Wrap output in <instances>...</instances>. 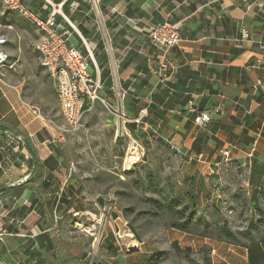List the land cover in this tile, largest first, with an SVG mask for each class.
Instances as JSON below:
<instances>
[{
	"label": "crops",
	"instance_id": "0c3cea01",
	"mask_svg": "<svg viewBox=\"0 0 264 264\" xmlns=\"http://www.w3.org/2000/svg\"><path fill=\"white\" fill-rule=\"evenodd\" d=\"M21 3L39 19L53 14L68 32L69 44L92 56L89 72L103 88L125 92L130 120L125 133L108 118L117 136L132 139L143 130L147 138H163L185 151L194 143L198 154L193 159L202 168L236 163L264 174V50L259 48L264 45V0ZM163 23L179 26L180 42L170 51L169 70L160 80L154 74L158 51L148 33ZM5 36L13 69H4L7 86L0 85V221L7 233L1 258L6 264H139L115 249L112 230L104 237L110 243L107 254L94 258L85 253L83 239L72 235L71 215L91 210L81 179L73 175L69 150L46 121L59 112L55 83L36 58L30 63L22 56L17 65L14 57L22 47L9 45ZM24 72L26 78H20ZM192 109L206 112L210 120L195 125ZM221 151H228V158ZM77 200L84 202L82 208ZM211 246V264H264V243Z\"/></svg>",
	"mask_w": 264,
	"mask_h": 264
},
{
	"label": "rangeland",
	"instance_id": "374dc122",
	"mask_svg": "<svg viewBox=\"0 0 264 264\" xmlns=\"http://www.w3.org/2000/svg\"><path fill=\"white\" fill-rule=\"evenodd\" d=\"M0 13V34L7 35L9 45L22 47L14 57L16 64L22 56L30 63L36 58L39 64L34 50L40 39L36 27L1 2ZM9 23L13 29L5 27ZM18 75L26 78L27 73ZM50 115L49 126L66 127L58 110ZM108 118L109 113L96 103L84 113L76 131L65 133L64 138L58 133L59 143L74 162L73 175L81 179L89 196L85 204L91 211L72 214L70 222L72 235L83 239L90 258L107 254L110 243L104 237L114 229L124 236L132 234L123 237L124 246L112 241L122 255H132L139 264H211L212 242H226L223 226L234 233L240 246L264 243L261 171L231 163L211 167L209 175L210 169L193 159L198 154L194 143L185 151L163 138H147L143 130L132 135L133 142L117 136ZM83 206V201H76V207ZM114 218H119L118 227Z\"/></svg>",
	"mask_w": 264,
	"mask_h": 264
},
{
	"label": "built area",
	"instance_id": "2783aa9c",
	"mask_svg": "<svg viewBox=\"0 0 264 264\" xmlns=\"http://www.w3.org/2000/svg\"><path fill=\"white\" fill-rule=\"evenodd\" d=\"M94 4L98 0H92ZM6 10L14 11L31 22L40 32V39L34 44L39 65L45 69L48 76L55 83V95L59 106L60 115L65 123V128L57 125L50 126L61 136L67 132L78 129L80 120L85 112L91 110L96 103H99L117 122L119 133H125L126 126L130 122L125 110V92L111 88L108 92L103 88L102 82L92 76L89 72L92 56H83L79 50L68 42V32L62 31L54 20V15H49L45 20L39 19L31 14L21 3V0H0ZM248 34L243 33V38L247 39ZM151 46L158 51L157 62L154 64V74L161 80L169 70L170 51L177 47L180 42L179 26L177 24L163 23L153 26L148 33ZM7 39L4 34H0V85L7 86L4 81L3 71L5 68L13 69L10 63V55L6 51ZM262 51L264 45L259 47ZM31 110L39 115V108L31 106ZM195 114L193 123L197 126H204L209 120L206 112L191 110ZM136 124L139 120L135 121ZM220 154L226 159L228 151H221ZM0 200V207H2ZM1 218V214H0ZM125 233V232H124ZM7 236L0 221V245ZM113 239L119 246L123 237L132 234H124L119 230L112 231ZM0 264H6L1 258Z\"/></svg>",
	"mask_w": 264,
	"mask_h": 264
},
{
	"label": "trees",
	"instance_id": "16d2710c",
	"mask_svg": "<svg viewBox=\"0 0 264 264\" xmlns=\"http://www.w3.org/2000/svg\"><path fill=\"white\" fill-rule=\"evenodd\" d=\"M105 91H109V90H105ZM178 228L182 231H185V232L187 231L185 227H178ZM221 234L224 236L223 241H226L229 244L234 245V246H240V244L235 242L236 237L234 233L229 228H227V226H223L221 228Z\"/></svg>",
	"mask_w": 264,
	"mask_h": 264
},
{
	"label": "bare ground",
	"instance_id": "6f19581e",
	"mask_svg": "<svg viewBox=\"0 0 264 264\" xmlns=\"http://www.w3.org/2000/svg\"><path fill=\"white\" fill-rule=\"evenodd\" d=\"M133 159L135 160V157H130V160H133ZM89 231H90V230H89Z\"/></svg>",
	"mask_w": 264,
	"mask_h": 264
}]
</instances>
